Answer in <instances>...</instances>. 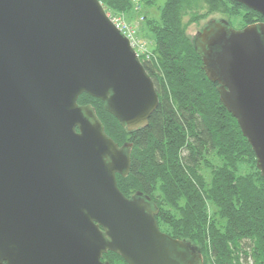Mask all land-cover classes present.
I'll use <instances>...</instances> for the list:
<instances>
[{
  "label": "water",
  "instance_id": "obj_1",
  "mask_svg": "<svg viewBox=\"0 0 264 264\" xmlns=\"http://www.w3.org/2000/svg\"><path fill=\"white\" fill-rule=\"evenodd\" d=\"M264 16V0H233ZM206 75L264 176V22L214 20L196 39ZM88 93L128 131L160 103L154 80L101 0H0V264H182L152 197L126 196L131 170ZM200 259H204L202 254Z\"/></svg>",
  "mask_w": 264,
  "mask_h": 264
},
{
  "label": "trees",
  "instance_id": "obj_2",
  "mask_svg": "<svg viewBox=\"0 0 264 264\" xmlns=\"http://www.w3.org/2000/svg\"><path fill=\"white\" fill-rule=\"evenodd\" d=\"M101 2L113 14L129 13L134 5L133 0ZM164 3L159 18L145 17L154 35V55L140 56L160 100L149 124L128 131L103 100L84 93L78 103L95 108L120 146L132 145L129 174H117L122 192L161 197L158 222L195 240L204 264H264V176L238 119L225 107L218 84L206 75L203 57L186 33L189 23L220 9L231 17L244 11L248 23L255 18L264 22V16L233 0ZM201 9L206 13L200 14ZM103 259L128 264L113 251Z\"/></svg>",
  "mask_w": 264,
  "mask_h": 264
},
{
  "label": "rangeland",
  "instance_id": "obj_3",
  "mask_svg": "<svg viewBox=\"0 0 264 264\" xmlns=\"http://www.w3.org/2000/svg\"><path fill=\"white\" fill-rule=\"evenodd\" d=\"M166 0H155L152 5H147L145 3H140V0H133V9L129 13H108V16L114 18L115 20H122L127 26L128 31L126 36L132 34L133 37L131 44L138 52L139 57L144 56L151 59L154 55V35H152L148 29V25L146 22L147 18H159L160 10L162 6L165 4ZM206 9H201L200 14H204ZM246 12H239L237 17H231L228 12L224 11V9L216 10V12H212L205 17L200 18L198 21L189 23L187 25L186 33L189 35L191 40L195 42L196 35L199 31H201L207 23L211 20H221L225 19L227 21H232L233 26L237 29L244 28L250 23H256L260 20L252 19L253 21H249V23L245 20ZM189 16H185L184 23H188ZM130 38V37H129ZM203 173L206 174L207 177L210 176L209 169L206 166L202 167ZM210 211L214 212V206L210 205ZM200 249V248H199Z\"/></svg>",
  "mask_w": 264,
  "mask_h": 264
},
{
  "label": "flooded vegetation",
  "instance_id": "obj_4",
  "mask_svg": "<svg viewBox=\"0 0 264 264\" xmlns=\"http://www.w3.org/2000/svg\"><path fill=\"white\" fill-rule=\"evenodd\" d=\"M212 21H214V20L209 21V23H207L203 29H205L207 26H209L212 23ZM260 21L256 22V23H260ZM202 30L197 33L196 38H195V42H196V39L198 38V36L201 34ZM160 199H161V197L160 198L159 197L158 198L152 197V200L156 206L158 205L157 201ZM157 208H158V206H157ZM158 224H159L160 229H162V231L167 233L170 237L179 239V240L184 241L186 243L187 247H184V249H182L183 252L186 253V256L183 259L182 258L179 259V260H181L182 264H202L203 260L200 259V255L202 254V251H201V249H199V245L195 242V240L193 241L191 239H188L185 236H179L178 235L179 233L174 231V229H170L169 225L166 223L160 224L158 222ZM109 251L107 253H109Z\"/></svg>",
  "mask_w": 264,
  "mask_h": 264
},
{
  "label": "built area",
  "instance_id": "obj_5",
  "mask_svg": "<svg viewBox=\"0 0 264 264\" xmlns=\"http://www.w3.org/2000/svg\"><path fill=\"white\" fill-rule=\"evenodd\" d=\"M112 19L115 22V24L117 26H119V28H121L124 31V33L126 34L128 31V28H127V26H125L124 22L121 19L120 20H115L114 18H112ZM131 35L132 34H129L128 37H130V40L133 43V41H132L133 37Z\"/></svg>",
  "mask_w": 264,
  "mask_h": 264
}]
</instances>
